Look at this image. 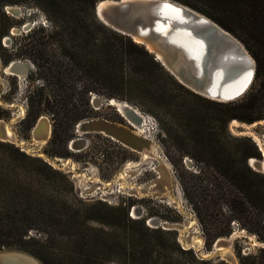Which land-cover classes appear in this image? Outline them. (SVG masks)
<instances>
[{"label": "rangeland", "instance_id": "rangeland-1", "mask_svg": "<svg viewBox=\"0 0 264 264\" xmlns=\"http://www.w3.org/2000/svg\"><path fill=\"white\" fill-rule=\"evenodd\" d=\"M178 3L209 18L203 12L206 10L205 7L197 1L182 0ZM7 7L20 8L19 14H12ZM52 31L53 25L44 12L29 0L20 4L0 2V114L3 116L0 122H12L11 126L16 135V141L0 140V206L6 201L4 193L6 189L14 190L26 177H30L32 181L40 179L45 182L47 190L54 189L59 195V213H77L79 216L77 224H73L71 229L60 227L55 231L58 239L53 247L56 252H77L79 249L77 243L74 239H69L68 235L82 233L93 238L102 236L103 231L107 234L109 245L114 246L112 252H125L128 257L124 260L114 255L109 264H231L221 256V253L215 252L214 243L210 249L206 248L203 230L184 195V186L188 188V191H192L193 185L202 184L200 179L194 177L198 174L197 168L189 157L178 153L165 132L183 131L177 126L179 115L174 106L176 102L184 99L187 105L195 107L201 105L200 100L183 94L154 66L144 61L139 54V62H146L148 68L139 71L138 74L132 73L130 69L125 70L124 85L117 87L115 91L120 98H114V100L127 103L144 116L145 133L140 135L149 140L150 153L153 156L143 159L140 153L133 152L102 134L76 131V125L79 122L90 119H103L122 124L131 130L134 128L130 122L126 121L116 105L107 104V99L103 94L110 89L105 82L88 77L76 78L73 73L69 74L66 81L69 85L68 92L73 95L72 102L75 103L80 99L81 92L88 91L86 97L89 101V109L85 111L84 118L63 130L65 140L55 137L53 129L56 125L53 121V114L47 107L44 97L55 96L58 94V88L52 83H45L29 52L31 41L37 38L46 40ZM236 39L244 46L238 38ZM139 47L143 46L139 45ZM244 48L246 49L245 46ZM44 50L50 59H61L60 52L56 45L51 44V39ZM246 51L248 52L247 49ZM249 55L251 56L250 53ZM13 61L24 63L28 68L27 73L22 77L5 74L4 68ZM45 76L50 82L56 81L47 73ZM149 78L152 80L150 81ZM41 89H44L42 95ZM249 90L250 88L232 102L242 99ZM162 91L173 97L174 102L172 101L171 106L170 104H159L149 95V93H154L157 97ZM188 91L195 94L189 89ZM195 96L207 99L198 94ZM92 98L100 99L103 102L102 105L93 104ZM55 108H58L56 119H63L64 115L72 112L70 107L65 110L60 109L59 106ZM78 109L85 110L86 107L78 105ZM161 109L170 113V119L174 123L162 115ZM40 117H43L42 125H47L49 129V136L43 140V144L32 137V129ZM33 118H36V121L32 126ZM229 124L235 127L232 121ZM229 124L228 131L231 135L248 137L232 133ZM249 128L253 131L252 137L254 139L257 137L262 145V158L259 161L264 162V120L252 123ZM57 129L59 133V126ZM135 131L139 134L137 130ZM39 134L44 135L42 131ZM73 140L78 141L71 146ZM257 143L260 147L258 141ZM64 160L69 162L63 165ZM187 160L191 162V165ZM129 163L132 164V172L127 178L130 185L137 184L139 187L147 186L148 188L160 177L159 181L163 183L159 186L163 190L167 188L168 194L148 193L138 197L121 190L116 181L117 175L126 170ZM95 180L108 183L109 186L101 191H91L94 187L92 182ZM136 210L141 212L140 216L136 215ZM87 212H93L94 217L92 218L102 223L84 222L83 216ZM150 219H157L159 225H148L147 222ZM190 223L193 225L190 226ZM230 226L231 234L219 238L230 239L233 236L230 239L231 246L227 248L230 249L236 263L264 264V243L240 228L237 222H232ZM61 232L65 234L62 238L59 235ZM194 235L200 236L202 241L197 248L188 245V240ZM30 236L41 241L45 239L44 235L34 231ZM173 237L181 249L188 251L186 254H179L175 251ZM115 242L119 245L115 246ZM26 245L32 247L33 243ZM161 245L164 248L162 253ZM5 250L23 251L37 258L19 248H3L0 252ZM132 254L136 256V259H131ZM194 258L203 263L194 261ZM37 259L41 262L39 258Z\"/></svg>", "mask_w": 264, "mask_h": 264}, {"label": "trees", "instance_id": "trees-1", "mask_svg": "<svg viewBox=\"0 0 264 264\" xmlns=\"http://www.w3.org/2000/svg\"><path fill=\"white\" fill-rule=\"evenodd\" d=\"M27 1L0 0L2 4ZM98 1L29 0L44 12L53 25V31L46 40L37 38L29 43L30 57L43 80L58 88L55 96L44 97L56 125L53 136L65 140L63 130L84 118L85 111L89 109L88 91L81 92L80 99L72 102L73 95L68 92L69 85L66 83L69 74L105 82L110 90L103 96L114 99L120 98L115 91L124 85L125 70L138 74L146 70V62L149 63L183 94L201 102L195 107L187 105L184 99L176 102L174 106L179 115L177 126L183 131L165 132L178 153L189 157L197 168L198 174L194 177L202 184L193 185L192 191L184 186V195L203 230L206 248L210 249L217 238L229 236L232 222H237L240 228L264 243V173L255 171L248 164L251 159L260 160L261 152L251 138L236 137L228 131L232 120L246 124L264 120V0H194L205 7L203 12L217 25L238 38L255 60V75L250 90L242 99L228 103L195 96L146 49L98 22L93 13ZM50 39L51 44L57 46L61 59L46 56L44 48ZM139 54L146 62H139ZM45 73L56 81L50 82ZM40 91L42 95L44 89ZM149 95L159 104L171 106L174 102L165 91L157 97L154 93ZM78 105L86 109L79 110ZM57 106L62 110L70 107L72 112L64 115L63 119H56ZM161 112L174 123L169 112L162 109ZM2 117L0 114V119ZM35 121L36 118H33L32 126ZM4 193L6 201L0 206V250L19 248L35 255L43 264H109L114 255L128 259L125 252H112L114 246L109 245L107 234L103 231L102 236L93 238L82 233H70L69 239H74L78 245L77 252H56L53 247L58 239L55 231L60 227L71 229L73 224H77L79 216L77 213H59V195L54 189L47 190L45 182L40 179L32 181L30 177L23 178L17 188L6 189ZM92 213H85L84 222L100 221L92 218ZM33 231L44 235L45 239L32 238L30 234ZM59 235L60 238L65 236L62 232ZM172 241L177 253L188 252L179 247L174 237ZM29 243L33 246L28 247L26 244ZM160 249L162 253V245ZM130 257L136 259L133 254ZM194 261L203 263L196 258Z\"/></svg>", "mask_w": 264, "mask_h": 264}, {"label": "water", "instance_id": "water-1", "mask_svg": "<svg viewBox=\"0 0 264 264\" xmlns=\"http://www.w3.org/2000/svg\"><path fill=\"white\" fill-rule=\"evenodd\" d=\"M169 9L178 10L181 17L184 19V22L178 24L171 20L166 14ZM7 10L14 15H18L20 11L19 9ZM93 13L98 22L112 31L130 38L133 42H135V38H138V40L141 41V44L137 42L135 43L145 47V49L154 57V60L173 76L178 83L195 94L203 96V94L207 95L209 93V89L212 85L211 73L214 69L213 67H206L203 64L196 65L192 58L186 57L180 47H177L168 41L170 32L178 25L190 28L200 37L210 38L216 43L229 46L239 57V61L243 62L242 66L238 65V67L231 71L228 76H224L223 80L218 85V93L228 80L237 77L243 71L251 72V81L249 84L243 89V91L238 93V95H235L231 99H226L228 102L240 98L252 85L255 75V61L246 51L244 46L232 34L221 29L216 23H212L191 9H187L183 6L181 7L173 0H100L95 4ZM157 24H161L164 27L168 26L165 33H160L155 30V25ZM8 70L14 74L20 72L22 75H25L28 68L22 62H11L8 65ZM215 98H220L219 94L216 95ZM106 102L110 105L112 99H107ZM92 103L98 106L102 105L103 102L98 98H92ZM123 108L128 112L131 122L139 124V116L130 111L129 108H126L125 106H123ZM42 121L43 117H40L32 129V137L35 140H40L42 137V135L39 134ZM235 121L238 125L232 127L231 124H229L230 131L240 136L251 137L259 151L262 152L257 141L251 135L253 134V131L249 128L251 124L247 125L237 120ZM96 123L97 122L89 120L81 121L76 125V131L88 133L92 131L96 132L97 130V132H100V130H103L107 132L101 127V129L95 127ZM3 124L4 122L1 121L0 138L5 135ZM127 132L131 135H124L128 143L133 146L134 144L143 145L142 141L132 135L131 130H128ZM73 143L74 141L71 143V146ZM187 161L189 165H191V162L189 160ZM248 164L255 171L264 173V166L261 161L254 159L253 162L249 161ZM137 214L140 216L141 212L137 210ZM149 221H153L154 226L159 225L157 219ZM232 237L233 236H231L230 239ZM230 239L218 238L213 244V249H217L220 246H231ZM2 252H5L4 255H15L17 252H21L30 258H35L23 251L5 250ZM35 259L38 260L37 258ZM38 262L42 264L39 260ZM229 262L234 264L233 260L229 259Z\"/></svg>", "mask_w": 264, "mask_h": 264}, {"label": "bare ground", "instance_id": "bare-ground-1", "mask_svg": "<svg viewBox=\"0 0 264 264\" xmlns=\"http://www.w3.org/2000/svg\"><path fill=\"white\" fill-rule=\"evenodd\" d=\"M178 5L181 7H185L187 9H190L178 2H176ZM10 10H18L20 8L18 7H7ZM192 10V9H191ZM194 11V10H192ZM195 13L201 15L205 19L211 21L209 18L206 16L194 11ZM166 14L168 17L171 18L174 22L178 24H182L184 22V19L181 17L180 12L175 9H169ZM212 23H215L211 21ZM219 26V25H218ZM220 27V26H219ZM168 26H162L161 24L155 25V30L160 33H165L167 30ZM221 28V27H220ZM223 29V28H221ZM135 42L141 44V41L138 40V38L134 39ZM168 41L177 47H180L182 51L185 53L187 58H192L196 65L203 64L206 67H213L214 71L212 70L211 73V79H212V85L211 88L209 89V93L207 95H204V97L212 100H217L218 102H223L227 103L228 100L226 99H231L235 95H238L243 89L249 84L251 81V72H246L243 71L240 75L237 77L230 79L226 82V84L221 88L220 92L218 93V85L219 83L223 80L224 76H228L231 71H233L235 68L238 67V65H243V62L239 61V57L236 55V53L227 45H222L219 43H216L214 40L210 38H205V37H200L198 36L193 30H191L188 27H184L183 25H178L175 27L173 31L170 32ZM13 62H20V61H13ZM5 72L13 75L14 73L9 72L8 66L5 68ZM1 70V66H0ZM18 74L14 75H19L23 76L22 73L17 72ZM250 74V75H249ZM220 96V98H215L216 95ZM235 100V99H234ZM110 105H116V107L120 110V112L123 114V117L126 118V121L130 125L134 126L135 129H137L138 133L137 134L135 131L123 126L119 125L117 123H112L107 120L103 119H90L89 121L92 122H97L96 126L97 128H103L107 132L100 130V132H88V133H96V134H102L105 137L111 138L112 140L116 141L117 143L122 144L124 147L129 148L131 151L140 153L142 155L143 159H146L148 156H153L150 153L151 150V144L149 140L140 134L145 133V118L144 116L131 108L127 103H120L117 102L116 100L112 99V103ZM123 106L126 108H129L130 111L134 112L136 115L139 116V124L132 123L128 112L124 110ZM11 123H6L4 122L3 127H4V133L5 135L0 138L2 141H16V135L13 132V128L11 126ZM232 123L237 126L238 123L235 120H232ZM100 128V129H101ZM132 131V135L136 136L140 141L143 142V145H137L134 144V146L130 143L127 142V139L125 138L124 135H129L131 136L127 131ZM42 131L44 135L40 138V140H37L41 142L40 144H43V140H46L49 136V129L48 126L42 125L41 128L39 129V132ZM255 139L259 142L260 141L257 137ZM74 142H77L78 140H73ZM146 144V145H145ZM41 146V145H40ZM38 147V146H37ZM40 148V147H39ZM260 148L262 149V145L260 144ZM254 159H251L250 162H253ZM69 161L64 160V164L66 165ZM263 166H264V162ZM132 164L129 163L126 167V170L122 171L117 175L116 181L118 182L120 189L123 191H127L129 194H134L135 196H142L143 194H148V193H159V192H164V194H168L167 188L163 190L161 188L160 183L162 184L163 182L159 181V178L156 179L155 183L151 184L148 188L147 186H141L134 184L130 185L127 181V178L129 176V173L132 172ZM163 171V170H162ZM162 174V173H161ZM132 176V175H131ZM88 177V176H87ZM130 177V176H129ZM162 177V176H161ZM132 178V177H131ZM161 180V178H160ZM86 181V180H85ZM88 181V179H87ZM130 181V180H129ZM132 182V181H131ZM130 182V183H131ZM94 187L91 191H101L105 189L106 187L109 186L108 183H102L101 181L95 180ZM166 183V182H165ZM103 187V188H102ZM88 189V188H87ZM163 190V191H162ZM136 215L137 210H136ZM153 220V219H150ZM148 225H153V221H148ZM193 225V223H190V226ZM202 244L201 237L198 235H194L189 241L188 245L191 246L193 245L195 248L199 247ZM216 253H221L223 258L229 262L230 260H233L234 264H237L235 261V258L232 256L231 251L227 246H220L217 249H214ZM5 253V252H4ZM3 252H0V264H40L38 260L35 258H30L27 255L22 254L21 252H17L15 255H4ZM13 254V253H12Z\"/></svg>", "mask_w": 264, "mask_h": 264}, {"label": "flooded vegetation", "instance_id": "flooded-vegetation-1", "mask_svg": "<svg viewBox=\"0 0 264 264\" xmlns=\"http://www.w3.org/2000/svg\"><path fill=\"white\" fill-rule=\"evenodd\" d=\"M5 70H6V69L4 68V72H5ZM5 74H7V73L5 72ZM119 125H122V124H119ZM123 126H124V125H123ZM125 127H127V126H125ZM127 128H128V127H127ZM133 128H134V126H133ZM129 129H130V128H129ZM135 130H137V129L134 128L133 131H135ZM135 132H136V131H135ZM110 139H111V138H110Z\"/></svg>", "mask_w": 264, "mask_h": 264}, {"label": "snow or ice", "instance_id": "snow-or-ice-1", "mask_svg": "<svg viewBox=\"0 0 264 264\" xmlns=\"http://www.w3.org/2000/svg\"><path fill=\"white\" fill-rule=\"evenodd\" d=\"M169 7H171V6H169ZM250 75V74H249Z\"/></svg>", "mask_w": 264, "mask_h": 264}]
</instances>
